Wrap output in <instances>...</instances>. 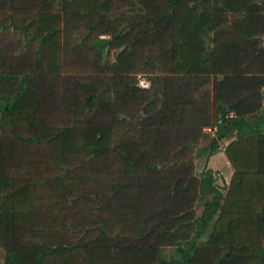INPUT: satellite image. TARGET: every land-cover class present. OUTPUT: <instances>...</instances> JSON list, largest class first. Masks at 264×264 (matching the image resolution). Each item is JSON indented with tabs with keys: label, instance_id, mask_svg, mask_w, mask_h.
<instances>
[{
	"label": "trees",
	"instance_id": "16d2710c",
	"mask_svg": "<svg viewBox=\"0 0 264 264\" xmlns=\"http://www.w3.org/2000/svg\"><path fill=\"white\" fill-rule=\"evenodd\" d=\"M263 90L264 0H0L2 264H264Z\"/></svg>",
	"mask_w": 264,
	"mask_h": 264
},
{
	"label": "rangeland",
	"instance_id": "374dc122",
	"mask_svg": "<svg viewBox=\"0 0 264 264\" xmlns=\"http://www.w3.org/2000/svg\"><path fill=\"white\" fill-rule=\"evenodd\" d=\"M138 81L146 82L145 77H141V76H137V82ZM262 103L264 104V90L262 91ZM257 116L258 117L263 116L264 118V105H263V109H261L257 113L256 116H251L247 118V123L249 125H252L256 121V119H258ZM262 126H264V123H262ZM206 137L203 136L201 138L199 144L194 150L193 174L199 179L204 178L205 176L208 175L211 180L210 186H212L213 190L216 191V193L223 196L225 194L226 187L231 177L232 169L230 167V164L227 162L225 158L222 146H226L227 140L232 139V137L227 135L223 138H218V132L216 136H214V137H217L215 140L210 139L208 136ZM218 146L220 147L222 151L220 149L218 150ZM213 196H214V193H208V194L204 193L203 194L199 202H197V204L195 205V208H194L195 216L200 217L202 215L203 208H204L203 205L206 202L210 201V199ZM216 202L218 205L221 204L220 199H217ZM216 215H217L216 211H214L212 215H210V218L208 219L207 224L204 227L205 231L200 236V238L197 239L194 243L189 244L188 242V243H182L173 248H170V247L161 248L160 253H159L160 257L166 261H171V260L178 261L180 259H184L187 256L189 249H191L193 245H197L198 243L206 240V238L208 237L210 228H211V224L214 222ZM2 263H3V251L0 248V264Z\"/></svg>",
	"mask_w": 264,
	"mask_h": 264
},
{
	"label": "built area",
	"instance_id": "2783aa9c",
	"mask_svg": "<svg viewBox=\"0 0 264 264\" xmlns=\"http://www.w3.org/2000/svg\"><path fill=\"white\" fill-rule=\"evenodd\" d=\"M137 85L141 88H146L148 86L147 82H137ZM225 119H233L234 118V114L232 112H227L226 115L224 116ZM222 119L221 117L216 118L215 120H213L209 125L204 126L201 129V133L208 136L210 139H216L217 132H218V128L222 125ZM223 147V151L225 149L226 146H222ZM220 149V147L218 146V150ZM221 150V149H220ZM222 151V150H221Z\"/></svg>",
	"mask_w": 264,
	"mask_h": 264
},
{
	"label": "crops",
	"instance_id": "0c3cea01",
	"mask_svg": "<svg viewBox=\"0 0 264 264\" xmlns=\"http://www.w3.org/2000/svg\"><path fill=\"white\" fill-rule=\"evenodd\" d=\"M263 104V103H262ZM264 105V104H263ZM203 136L204 137H206L204 134H203ZM207 138V137H206ZM233 139V138H232ZM232 139H230V140H227V144L232 140ZM215 140V139H214ZM225 140V139H224ZM223 154V153H222ZM208 164V163H207Z\"/></svg>",
	"mask_w": 264,
	"mask_h": 264
}]
</instances>
